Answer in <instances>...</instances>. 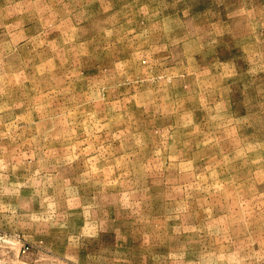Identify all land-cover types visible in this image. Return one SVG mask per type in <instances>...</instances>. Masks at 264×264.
I'll list each match as a JSON object with an SVG mask.
<instances>
[{
	"label": "clouds",
	"instance_id": "9594fccd",
	"mask_svg": "<svg viewBox=\"0 0 264 264\" xmlns=\"http://www.w3.org/2000/svg\"><path fill=\"white\" fill-rule=\"evenodd\" d=\"M0 264H264V0H0Z\"/></svg>",
	"mask_w": 264,
	"mask_h": 264
}]
</instances>
